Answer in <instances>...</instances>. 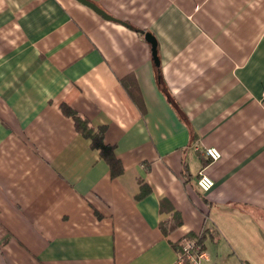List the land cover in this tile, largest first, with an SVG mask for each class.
Segmentation results:
<instances>
[{"label": "crops", "instance_id": "obj_1", "mask_svg": "<svg viewBox=\"0 0 264 264\" xmlns=\"http://www.w3.org/2000/svg\"><path fill=\"white\" fill-rule=\"evenodd\" d=\"M92 1L0 0V264H264V0Z\"/></svg>", "mask_w": 264, "mask_h": 264}, {"label": "trees", "instance_id": "obj_2", "mask_svg": "<svg viewBox=\"0 0 264 264\" xmlns=\"http://www.w3.org/2000/svg\"><path fill=\"white\" fill-rule=\"evenodd\" d=\"M61 109L66 115L72 116L74 118V122L77 130L87 138L91 139V145H92L91 147L100 150L102 157H104V159L108 161L112 169L111 170L112 175L118 176L122 172L123 167L120 160L117 159L118 157L114 152V146H110L105 142V137H104L105 127L101 126L95 128L90 123V121H88L87 118H84L81 115L79 116V114L75 110L71 109L67 105H63ZM141 184H142L141 193L137 195V197H140L149 191V189L146 188L145 184L143 183ZM161 222H162L161 227L165 233H169L172 230H175V228H177L182 223L178 214H175V216ZM199 242L201 243L202 246L203 244L202 239H200ZM177 249L180 250L181 248L177 247Z\"/></svg>", "mask_w": 264, "mask_h": 264}, {"label": "built area", "instance_id": "obj_3", "mask_svg": "<svg viewBox=\"0 0 264 264\" xmlns=\"http://www.w3.org/2000/svg\"><path fill=\"white\" fill-rule=\"evenodd\" d=\"M222 152L217 147H207L205 155L216 162L221 159ZM198 187L203 192H209L215 185V181L205 171H200L196 180ZM181 249L178 251V264H203V258L206 256L203 246L197 237H185L181 241Z\"/></svg>", "mask_w": 264, "mask_h": 264}, {"label": "water", "instance_id": "obj_4", "mask_svg": "<svg viewBox=\"0 0 264 264\" xmlns=\"http://www.w3.org/2000/svg\"><path fill=\"white\" fill-rule=\"evenodd\" d=\"M80 3H82L83 5H86L88 7H90L91 9H93L96 13H98L99 15H101V17H104L105 19L108 20H113L119 23H122L124 25H126L127 27H130L131 25L121 19H118L116 17H113V15L109 14L105 9H103L102 7H100L98 4H96L94 1L92 0H77ZM142 33L145 34V38L147 39V41H149L152 45V53L156 66L160 65V61H159V57H158V50H157V41L155 40V36L150 33V32H146V31H141Z\"/></svg>", "mask_w": 264, "mask_h": 264}]
</instances>
